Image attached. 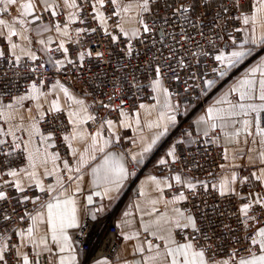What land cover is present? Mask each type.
I'll return each mask as SVG.
<instances>
[{
    "label": "snow or ice",
    "instance_id": "obj_1",
    "mask_svg": "<svg viewBox=\"0 0 264 264\" xmlns=\"http://www.w3.org/2000/svg\"><path fill=\"white\" fill-rule=\"evenodd\" d=\"M104 2L96 0L92 4L93 19L99 20L101 25H106V19L96 4L102 7ZM110 2L116 9L113 14L120 21L124 19L121 11H136L135 16L128 17V22L134 21L136 27L129 30L117 22V35L104 27V34L112 42H117L121 36L126 38L123 40L124 56H133L132 41L144 44L154 32L159 33V39L152 40L153 46L162 43L168 52L167 56H154L148 61L153 77L150 87L156 94L153 99L157 104L142 103L139 108L149 117L158 110V119L148 124L149 128L158 131L150 140L141 137L140 153L131 156L132 160L142 163L144 155L150 153L170 126L177 123L179 105L172 103L173 94L167 81H180V75L171 63L178 50L195 56L197 54L191 48L202 47L197 37L205 39L209 51H217L211 70L223 78L251 54V48L245 49V45H264V0H135L134 4L127 5L121 4L120 0ZM0 5H3L0 8L3 13L13 6L19 9L16 17L0 19V202L7 205L15 199L18 205L30 202L35 206L31 210L25 207L23 214L18 216L20 221L26 222V227L15 223V208L7 213L0 207V264H41L45 257L47 264H77L68 230L79 226L78 196L85 191L82 187L85 178L89 177L87 183L92 189H102L86 196L87 204L91 205L94 196L101 199H112L113 194L118 196L131 173L125 155L110 150L120 141L117 123L99 115V109L111 107L113 96L108 95L107 103L104 99H93L90 103L88 97L93 95L92 92L82 90L77 93L61 79H48L52 73H48L46 64L51 65L54 73L64 76L82 70L85 58L92 56V50L78 47L73 59L66 43L82 47L81 37L97 29L83 26L70 30L77 21L85 24L80 15L84 11L83 3L78 0H27L24 3L0 0ZM197 6L202 8L196 17L198 23H203L204 16L211 11L214 23L222 30L218 22L224 13H229L223 16L225 23L239 21L245 27H235L234 31L239 33L250 28L251 36L239 44L231 38L234 50L226 54L217 49V41L203 31H197V36H193L189 29L196 30L197 22L188 16L183 19L189 27L172 22V18L178 19L183 13L195 11ZM146 13L152 17L151 21L145 17ZM158 20L170 30L158 26ZM166 31L171 44L164 40ZM33 32L38 39L33 40ZM46 33L49 35L44 38ZM53 44L56 45L54 49ZM53 51L60 52L62 58L53 59ZM209 51L200 54L207 56ZM38 52L47 53V58L38 56ZM95 55L104 57L103 52ZM177 63L180 67H192L184 60H177ZM194 75L190 73L183 81L186 87ZM21 78H26L22 90L19 87ZM202 83V90L207 91L215 80L207 79ZM116 107L121 117L128 116L122 106ZM90 122L97 125L91 131L86 127ZM136 123H140L138 114ZM119 127L131 125L121 120ZM184 136L191 143L216 145L221 149L222 162L217 165L220 174L213 176L210 172L211 180H199L181 172L148 178L139 193L144 197L143 206L139 203L135 206L142 213L139 228H133L128 221L130 231L124 234L125 241H135L132 250L138 258L134 264H264V61L248 69L206 108L195 121V134L188 131ZM58 141L67 145L74 163L62 159L55 151ZM184 142L181 139L173 144L166 153L171 160L161 159L159 163L174 166L180 161L182 157L177 148ZM77 144L86 147L79 151L74 146ZM98 155L100 159L93 165ZM244 171L248 174L241 175ZM48 177L54 182L45 184ZM171 181L179 187L168 198L165 190L174 188ZM238 185H249L247 196L241 197ZM257 186L260 191H253ZM198 188L204 192L213 189L220 197H241L236 229L224 225L231 233L227 244L224 233L218 232L211 219L192 203V198L200 194ZM8 189L23 195L14 197ZM33 189L42 195L26 194ZM13 235L18 240L13 241Z\"/></svg>",
    "mask_w": 264,
    "mask_h": 264
},
{
    "label": "built area",
    "instance_id": "obj_2",
    "mask_svg": "<svg viewBox=\"0 0 264 264\" xmlns=\"http://www.w3.org/2000/svg\"><path fill=\"white\" fill-rule=\"evenodd\" d=\"M96 0H80L79 3H83L84 11L80 15L84 18L85 24L81 25L79 21L74 23V29L76 27L87 26L89 28H96L97 31L89 32L87 35L81 37L82 47L75 45L71 42L66 44L69 48V55L75 59L76 50L79 47L80 50H92L91 57H86L84 61V68L80 71L69 72L67 76L59 73H54L51 65L46 64L49 75L48 79H61L66 84L76 88L79 92L86 91L92 92L88 98L91 100L104 99L108 102V95L111 94L113 99L111 101V107L109 109L101 108L99 115L107 119L118 120L121 116L119 109L116 107L120 105L125 111L133 112L139 108V105L153 99L154 92L150 87L152 80V73L150 71L151 65L148 61L154 56H167V49L164 48L162 43H157L155 46L152 44V40L159 39V33L154 32L151 34V39H145L144 44H137L132 41L133 44V56L126 57L122 49L124 48L123 40L126 39L123 36L117 42H112L108 36L104 34V26L101 25L99 20L93 19L95 12L93 11L92 4ZM103 12L106 15L109 28L108 32L112 35H117L119 29L116 27L117 22H120L119 18L113 13L116 11L115 6L111 4L110 0H105L103 6ZM167 11V10H164ZM202 12V8L197 6L195 11L190 10L187 13H183L179 18H172V22L175 24H185L184 16H188L193 22L196 21V17ZM47 15V14H45ZM145 17L151 21L150 14H144ZM229 13H224L223 16H227ZM223 16L219 20V24L222 25V30L218 29L216 23H214L213 12L209 11L203 18V23L197 22V29L192 30L193 36H197V31H203L206 36H211L217 41V49L229 51L232 45V39L235 38L237 43H241L244 40V31L237 33L234 31L235 27L244 28V25L239 21H230L225 23ZM63 19V17H61ZM158 26L165 27L170 30L167 25H163L162 21H157ZM185 27L189 25L185 24ZM73 29V30H74ZM73 37L75 36L72 31ZM199 39L201 48L193 46L191 51L197 55H189L183 49H179L175 59L171 61L172 68L180 75V81L170 80L167 83L170 85L169 91L173 94V98L181 103H199L204 105L207 101V91H203V83L207 79L216 80L219 77L217 72H212L214 65V56L217 54L215 49L209 51V46L205 39ZM164 40L169 44L172 43L171 38L165 32ZM56 47V46H55ZM202 51H209V55L204 56L200 53ZM103 52V58H97L95 53ZM55 53L61 55L60 52ZM177 60H184L186 64L192 65L191 69L186 67H180ZM127 61V64H126ZM155 63V61H153ZM127 68V71L125 70ZM138 69V70H137ZM190 73H195L192 79L188 80V86L183 83L188 78ZM201 73L204 76L201 77ZM171 75V72H169ZM135 77V80L133 79ZM26 78H21L19 81V87L22 90L25 87ZM123 102V103H122ZM114 109V110H113ZM2 123V122H0ZM97 125H88L89 130H93ZM172 143L176 144L178 140L184 139V144L178 146L177 152L181 155L182 159L178 161L174 166L161 165L159 162H153L154 156L147 162L139 164L132 160L130 157V170L135 174H142L149 170H155L158 173H170L181 172L185 176L195 177L199 180H211L209 176L211 172L213 176L220 171L217 165L222 162L221 149L216 145H205L203 143H188L185 140L183 125H180L171 135ZM120 146L128 152L133 146L128 140H122ZM61 155V158H69V149L67 145L58 141L57 148ZM171 160L170 157L166 158ZM197 164L199 167H197ZM179 187V186H177ZM175 187V190L176 188ZM184 190V189H181ZM10 195L14 197H20L23 194L15 192L14 189H8ZM186 191V190H185ZM253 191H260L259 187L253 189ZM42 195L38 190H30L26 194ZM200 193L197 197L192 198V203L199 206L201 213L206 214L212 221L213 227L218 232L224 233V239L227 244L231 237L224 225H230L234 230L236 229V214L238 213V207L242 203L241 197L247 196L249 192V185L241 187L239 192L241 197H220L218 193L210 189L208 192H204L198 188ZM187 194V192H186ZM191 206V205H189ZM0 207H4L5 212L11 213L12 209H16V215H14L15 223L18 226L26 227L27 224L24 221H20L18 216L23 214V209L27 207L29 210L35 206L30 202L26 205L16 204L13 199L7 205L4 202H0ZM79 247L84 255L82 264H88L94 259L100 257H113L118 251L120 237L119 226L116 221L114 212L100 215L96 219H86L81 225L76 235ZM18 240L13 235V241Z\"/></svg>",
    "mask_w": 264,
    "mask_h": 264
},
{
    "label": "crops",
    "instance_id": "obj_3",
    "mask_svg": "<svg viewBox=\"0 0 264 264\" xmlns=\"http://www.w3.org/2000/svg\"><path fill=\"white\" fill-rule=\"evenodd\" d=\"M79 1L80 0H78V3ZM20 2L24 3L27 2V0H20ZM120 2L123 5H127L129 3L134 4L135 0H120ZM2 7L3 5H0V8ZM97 9L100 10V4L97 5ZM18 10H19L18 6H13L6 13L0 12V19H11L13 17H16ZM135 15H136L135 9H133L128 13H124L123 11H121V17H123L124 19L123 21L120 22L123 23L124 28L130 30L133 27L137 26L134 21L128 22V17ZM105 19H106V25L103 26L104 27L106 26L108 29L109 23L107 21V18ZM73 29H74V24L71 25L70 30ZM48 35L49 34L46 33L44 38H46ZM51 35L53 36L54 40H58V37H56L55 34H51ZM256 35L257 36L260 35L259 31H257ZM250 36H251V30L249 28L247 31H244V40L245 38ZM32 38L33 40L38 39L35 36L34 32L32 34ZM55 46H56L55 44L51 45L53 49L55 48ZM34 47H38V45H34ZM248 48H251L250 55L246 56L241 63L237 64L234 68L230 69L223 78H218L215 80V84L211 89H209V92L207 93L208 98L204 105H199V103H181L174 98L172 99V103L179 105V110L176 113L177 123L175 125L170 126L168 133L165 136L161 137V139L153 147L150 153L144 155L143 162L139 164H143L149 161L154 155L155 156L153 158V162L155 163H158L161 159H165L166 153L173 145L171 135L176 130L177 127L183 125L184 134L188 131H192L195 134V121L198 119L199 116L204 114L206 108L209 105L213 104L217 99H219L236 80L241 78L248 71V69L264 61V45H251L249 43L245 45V49ZM232 50H234L233 46L230 47L229 51H227L226 54ZM37 54L38 56H41L43 59H46L48 55L47 53L44 52H38ZM51 55L53 59L62 58V56L55 53V51H53ZM72 88L75 92L80 93L76 88L74 87ZM155 95L156 94L154 93V96ZM88 101L91 103L92 100L88 98ZM162 103H163V98H161V104ZM143 104L156 105L157 101L155 99H151L147 102H144ZM99 112H101V109H99ZM126 112H128L127 117H120L118 120H113L114 122L117 123V133L120 136V141L118 145L113 146L110 150L118 154L123 153L125 155L126 157L125 163L131 175L129 176L128 180L125 181L124 186L121 189L118 196L113 194L114 198L112 199H109L108 197H104L103 199H101V197L94 196L93 204L91 205L87 204L86 196L94 190L102 191V189H92L91 187H89L87 183L89 177L85 178V182L82 185L85 191L80 193L78 196L79 226L68 230L69 235L72 239L73 248L75 249V253L77 256V264H82L84 260V255L79 247V243L76 238L77 232L80 229L81 225L86 219H93V215H95V219H96L100 215L108 214L110 212H114L117 224L119 226L120 243H119L118 251L113 257H100L92 260L88 264H126V262L127 264H134V260L138 258L134 256L132 250V245L135 243V241H125L124 234L129 233L130 231L129 224L127 223L128 221L131 222L133 228H139V221L142 213L135 206L138 203L143 206V200H144V197L140 196L139 193L142 187H144L147 184L148 178L150 176H156L157 178H161L166 175H174L177 173V172H170L163 174V173H158L155 170H149L142 174H135L131 172L129 165L130 157L132 155H138L140 153L141 137H144L145 140H150L153 137V135L158 131V129L148 127L149 123H155V121L158 119V110H154L150 117L147 115L145 110L140 108L136 109L133 112H129V111ZM137 114L140 120L139 124L136 123ZM121 120H126L131 125V127L128 128L119 127V121ZM86 127L88 128V126ZM123 139L128 140L133 144V146L128 150V152H126L120 146V142ZM185 140L188 143H191L189 138L185 137ZM74 146L77 147L79 151H83L84 147H86V145H81V144H77ZM69 158L70 159L68 160L71 163H74V158L71 156L70 150H69ZM99 159L100 157L98 155L97 161L92 162L93 165L97 163ZM220 171H218L214 176H218L220 174ZM247 174H248L247 171L241 173V175H247ZM52 182H54V179L52 177L45 178V184ZM171 182L173 183L174 188L171 190L169 189L165 190L166 197L168 198L171 197V195L175 191V187H177L175 186L174 181ZM237 188L239 191L241 189V186L238 185ZM125 213H129L130 215L125 216ZM41 264H47V257L41 259Z\"/></svg>",
    "mask_w": 264,
    "mask_h": 264
},
{
    "label": "rangeland",
    "instance_id": "obj_4",
    "mask_svg": "<svg viewBox=\"0 0 264 264\" xmlns=\"http://www.w3.org/2000/svg\"><path fill=\"white\" fill-rule=\"evenodd\" d=\"M97 5H98V3L96 4V8H97ZM99 11L102 12V14L104 15L105 18H107L106 15H105L104 12H103V8H102L101 6H100V10H99ZM107 21H108V19H107ZM99 22H100V21H99ZM108 23H109V22H108ZM243 41H244V40H243ZM243 41H242V42H243ZM242 42H241V43H242ZM238 44H239V43H238ZM231 46H232V45H231ZM208 92H209V89H208L207 93H208Z\"/></svg>",
    "mask_w": 264,
    "mask_h": 264
}]
</instances>
